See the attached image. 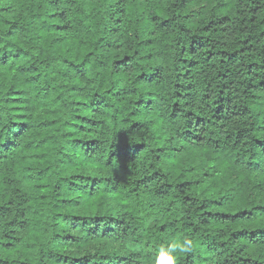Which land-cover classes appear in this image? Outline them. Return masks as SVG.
I'll return each instance as SVG.
<instances>
[{"label": "trees", "instance_id": "obj_1", "mask_svg": "<svg viewBox=\"0 0 264 264\" xmlns=\"http://www.w3.org/2000/svg\"><path fill=\"white\" fill-rule=\"evenodd\" d=\"M264 264V0H0V264Z\"/></svg>", "mask_w": 264, "mask_h": 264}, {"label": "clouds", "instance_id": "obj_2", "mask_svg": "<svg viewBox=\"0 0 264 264\" xmlns=\"http://www.w3.org/2000/svg\"><path fill=\"white\" fill-rule=\"evenodd\" d=\"M190 248V243L188 241L173 242L165 249H163L159 256L160 264H177L176 253L188 251Z\"/></svg>", "mask_w": 264, "mask_h": 264}]
</instances>
